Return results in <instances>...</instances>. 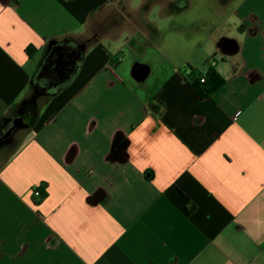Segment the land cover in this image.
<instances>
[{
    "label": "crops",
    "instance_id": "0c3cea01",
    "mask_svg": "<svg viewBox=\"0 0 264 264\" xmlns=\"http://www.w3.org/2000/svg\"><path fill=\"white\" fill-rule=\"evenodd\" d=\"M0 264H264V0H0Z\"/></svg>",
    "mask_w": 264,
    "mask_h": 264
},
{
    "label": "trees",
    "instance_id": "16d2710c",
    "mask_svg": "<svg viewBox=\"0 0 264 264\" xmlns=\"http://www.w3.org/2000/svg\"><path fill=\"white\" fill-rule=\"evenodd\" d=\"M187 75L190 87L201 97V99H207L224 84V79L218 75L215 69H211L206 73H197L195 70H189ZM205 77V82L202 83L201 79Z\"/></svg>",
    "mask_w": 264,
    "mask_h": 264
},
{
    "label": "rangeland",
    "instance_id": "374dc122",
    "mask_svg": "<svg viewBox=\"0 0 264 264\" xmlns=\"http://www.w3.org/2000/svg\"><path fill=\"white\" fill-rule=\"evenodd\" d=\"M193 13H194V11H193V9H192V11H191V9L187 12H184V14H182L181 16H176V17H187V18H192V16H193Z\"/></svg>",
    "mask_w": 264,
    "mask_h": 264
},
{
    "label": "built area",
    "instance_id": "2783aa9c",
    "mask_svg": "<svg viewBox=\"0 0 264 264\" xmlns=\"http://www.w3.org/2000/svg\"><path fill=\"white\" fill-rule=\"evenodd\" d=\"M203 74H204V73H203ZM201 82H202V83L205 82V77H202ZM34 195H35L36 197H41V192H40L39 190H36V191H34Z\"/></svg>",
    "mask_w": 264,
    "mask_h": 264
}]
</instances>
